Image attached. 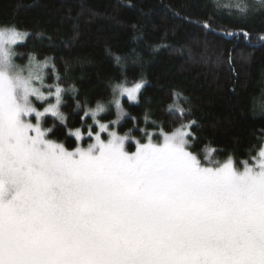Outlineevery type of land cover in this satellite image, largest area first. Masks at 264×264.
Listing matches in <instances>:
<instances>
[{"label":"snow or ice","instance_id":"1","mask_svg":"<svg viewBox=\"0 0 264 264\" xmlns=\"http://www.w3.org/2000/svg\"><path fill=\"white\" fill-rule=\"evenodd\" d=\"M27 36L0 29V264H264V147L242 169L212 160L207 146L202 161L191 150L196 121L143 131L141 142L96 120L106 110L97 102L85 113L99 128L87 130L93 142L69 150L41 123L46 113L64 120V89L49 86L56 103L43 112L30 99H47V61L13 60L11 46ZM142 86L113 87L118 120L120 97L136 101ZM168 109L185 112L178 99Z\"/></svg>","mask_w":264,"mask_h":264},{"label":"trees","instance_id":"2","mask_svg":"<svg viewBox=\"0 0 264 264\" xmlns=\"http://www.w3.org/2000/svg\"><path fill=\"white\" fill-rule=\"evenodd\" d=\"M10 27L28 33L18 63L52 59L46 75L64 89V120L48 115L42 126L67 149L77 145L70 129L96 128L85 113L115 84L141 80L138 101H122L121 131L194 120L191 150L203 161L207 146L212 160L239 165L254 163L264 145V0H0V28ZM176 99L183 116L168 109Z\"/></svg>","mask_w":264,"mask_h":264},{"label":"rangeland","instance_id":"3","mask_svg":"<svg viewBox=\"0 0 264 264\" xmlns=\"http://www.w3.org/2000/svg\"><path fill=\"white\" fill-rule=\"evenodd\" d=\"M10 28H11V27H10ZM0 29H3V28H0ZM16 30L19 31V32H26V31H23V30H18V29H16ZM25 39H26V38H25ZM25 39H24L23 41H18L16 44H14V45L11 46L13 52L15 53V55L13 56V60H14L18 65H21V66H26V65H28L29 60H28L25 64H20V63L17 62V57H18L19 55H17L18 52H17V50H16V45L19 44V43L24 42ZM30 57H33L36 63H45V62L47 61V66L44 68V79H43V84H44V86L41 88V91H43V92L45 93L47 99L44 100V101H42V100H38V99L35 98V97H30V99H31L32 102H33V106H34L35 108H37L38 111L43 112L44 108L48 107L49 104H55V103H56V97H55L54 95H53V96H48V95H47V93H48V91H49V86H51V84H50L49 81L47 80L46 71H47V68L50 67V65H51V63H52V59H51L50 57H46V58H44V59L37 58L36 56H30ZM25 74H26V73H25ZM36 84H37V86H40V85H39V82H36ZM115 85H116V84H115ZM115 85H114V86H115ZM54 86H55V85H54ZM54 86L51 88V91H52V92L55 91V87H54ZM114 86H113V87H114ZM126 86H128V87H132L133 85H126ZM139 93H140V92H139ZM139 93H138V96H139ZM124 98H127V96L120 97V102H121V107L123 108V110H124V112H125L126 114L123 115L122 117H120L119 120H118V112H117V108H116V106H115L114 103H111V101H113V94H112V97H110L106 102H100V103H103V104L106 106V110H105L104 112L99 113V114L97 115V117H96V120L100 121L101 123L108 124L109 129H110V130H114V131H116V132L118 133V135H120V136H124V135L130 133L131 137H133L134 140H141V142H145V137H144L143 135L135 136V135L132 133L131 130H127V131H121V130H120V126L122 125L123 120L127 117V111H126V109H125V107L123 106V103H122V101H123ZM137 101H138V99H137L136 101H132V102H137ZM60 105H61V103L58 105L59 112H60ZM95 107H96V106H95ZM95 107H93V108H91V109H94ZM110 111H113V116H112L110 119H101L102 116H105V115H106L107 113H109ZM48 115H49V116H50V115L53 116L51 113H46V114L44 115L43 118H45V117L48 116ZM88 115L91 116L90 112H89ZM43 118H42V121H43ZM30 119L32 120L33 123L36 122V121H35L34 114H33L32 117H30ZM92 122H93V125L96 126L95 129H96L97 131H99L98 125L94 123L93 119H92ZM112 122H116V123H112ZM41 123H42V122H41ZM42 127H43V126H42ZM89 127L92 128V126L90 125V126H88V128L86 129V131H84L82 128H80V129H81V132L84 133V137H83V139H81V140H77V138H76L74 135H72V136H74V137L76 138V140H77V145H76L75 147H77V146H81V147H85V148H86V147L88 146L89 143H92V142H93V139L87 137V130L89 129ZM43 128H44V127H43ZM74 131H75V129H70V130L68 131L69 135H71L70 133H71V132H74ZM101 136H102L103 139H107V133H101ZM134 140H133V139H130V140L126 141L125 147H126L129 151H134V150H135V143H134ZM263 144H264V138H263ZM75 147H74V148H75ZM263 147H264V145H263ZM74 148H73V149H74ZM69 150H72V149H69ZM258 152H259V151H258ZM235 167H237V168H239V169H242V168H243V163L240 164V165H239V164H235Z\"/></svg>","mask_w":264,"mask_h":264}]
</instances>
